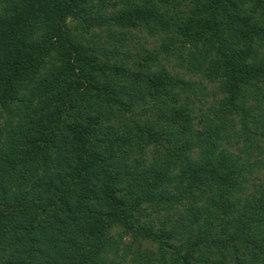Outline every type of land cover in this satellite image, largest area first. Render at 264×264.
<instances>
[{
	"label": "trees",
	"instance_id": "trees-1",
	"mask_svg": "<svg viewBox=\"0 0 264 264\" xmlns=\"http://www.w3.org/2000/svg\"><path fill=\"white\" fill-rule=\"evenodd\" d=\"M0 264H264V0H0Z\"/></svg>",
	"mask_w": 264,
	"mask_h": 264
},
{
	"label": "rangeland",
	"instance_id": "rangeland-1",
	"mask_svg": "<svg viewBox=\"0 0 264 264\" xmlns=\"http://www.w3.org/2000/svg\"><path fill=\"white\" fill-rule=\"evenodd\" d=\"M148 44H149V47H152L153 45H155V43L153 42V38H150V39H149ZM206 87H207L206 91H211L210 89L213 87V85L207 83V84H206ZM208 100L210 101L211 98L209 97Z\"/></svg>",
	"mask_w": 264,
	"mask_h": 264
}]
</instances>
